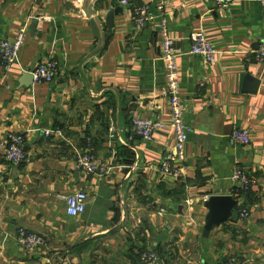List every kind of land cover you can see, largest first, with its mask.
Here are the masks:
<instances>
[{"label": "crops", "instance_id": "obj_1", "mask_svg": "<svg viewBox=\"0 0 264 264\" xmlns=\"http://www.w3.org/2000/svg\"><path fill=\"white\" fill-rule=\"evenodd\" d=\"M158 3L0 0V42L27 30L5 77L0 63V139L26 140L20 167L0 152V264H145V251L163 264H264V63L254 55L264 44L261 6L166 0L184 117L193 128L184 175L174 179L158 173L175 146L158 24L137 29L133 20L140 6L158 17ZM119 9L109 30L107 15ZM198 32L217 52L213 64L189 54ZM48 59L58 64L54 82L26 87L22 75ZM134 119L164 127L152 141L129 140ZM238 129L249 130V146L231 144ZM84 153L111 171L83 172L76 159ZM237 167L252 182L248 191L232 181ZM78 191L88 205L73 218L65 197ZM213 196L238 202L236 221L206 235ZM20 229L42 235L45 245L27 250L17 241Z\"/></svg>", "mask_w": 264, "mask_h": 264}, {"label": "built area", "instance_id": "obj_2", "mask_svg": "<svg viewBox=\"0 0 264 264\" xmlns=\"http://www.w3.org/2000/svg\"><path fill=\"white\" fill-rule=\"evenodd\" d=\"M219 8H227L236 0H214ZM166 0H159L158 10L160 15L154 17L147 6L135 7L133 9V20L137 29H142L146 24L156 21L158 24V33L161 42L162 56L161 59L165 64L166 70V91L164 96L167 97L170 107V127L174 131L175 146L168 152L163 162L158 168V173L163 177L174 179L182 178L187 161L186 148L193 128L187 124L184 117V104L181 97V84L177 65V54L175 50V40L171 37L169 23L165 12ZM261 6L264 15V0H256ZM124 5L128 2L123 1ZM27 30L22 29L16 36L14 42H0V63L5 77L11 68L18 63L20 52L25 45ZM191 49L189 54L199 56L208 64H213L216 60L217 52L206 38L203 32L194 33L190 36ZM255 59L264 63V44H261L254 50ZM58 72V64L52 59L40 63L33 71L34 82L52 84ZM164 125L152 119H134L129 140L142 138L146 141H152L155 134L162 130ZM53 131L45 132L46 136L53 134ZM55 133H60L56 131ZM116 138L114 132L110 135V140ZM230 142L236 146H249L251 144V135L247 129L235 130L230 136ZM26 144L23 135L10 134L0 139V152L6 162L13 167H20L26 162L24 146ZM77 167L85 173L97 176H104L111 171L101 160L89 154H79L76 159ZM233 183L239 184L244 191L251 188L252 182L242 168L237 167L232 178ZM67 214L70 217H79L85 213L88 205V196L83 191H78L65 197ZM242 218L247 216L244 210L241 212ZM20 245L27 250L33 251L46 243L42 235L30 232L25 229L18 231ZM141 260L145 264H163L156 252L145 251L141 255ZM67 264H73L72 262ZM229 264H242L237 261H230Z\"/></svg>", "mask_w": 264, "mask_h": 264}, {"label": "water", "instance_id": "obj_3", "mask_svg": "<svg viewBox=\"0 0 264 264\" xmlns=\"http://www.w3.org/2000/svg\"><path fill=\"white\" fill-rule=\"evenodd\" d=\"M121 10H116L115 12H109L106 18V24L109 30L113 28V18L115 14ZM37 25V21H34L31 27ZM21 82L24 83L26 87L32 86L34 79L31 72L24 73L21 77ZM238 202L232 196H213L205 206L209 210V215L206 219L205 232L209 235L214 229L220 227L224 223L234 222L235 219V209Z\"/></svg>", "mask_w": 264, "mask_h": 264}]
</instances>
